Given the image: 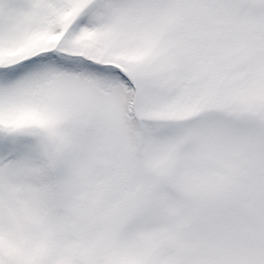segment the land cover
Listing matches in <instances>:
<instances>
[{"label":"snow or ice","instance_id":"obj_1","mask_svg":"<svg viewBox=\"0 0 264 264\" xmlns=\"http://www.w3.org/2000/svg\"><path fill=\"white\" fill-rule=\"evenodd\" d=\"M0 264H264V0H0Z\"/></svg>","mask_w":264,"mask_h":264}]
</instances>
